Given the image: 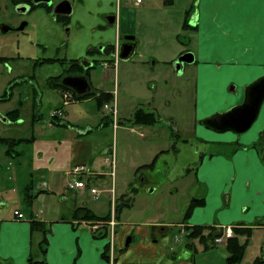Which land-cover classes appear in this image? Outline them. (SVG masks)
<instances>
[{"label":"crops","instance_id":"1","mask_svg":"<svg viewBox=\"0 0 264 264\" xmlns=\"http://www.w3.org/2000/svg\"><path fill=\"white\" fill-rule=\"evenodd\" d=\"M156 4L154 6L151 3L146 4L144 0L140 6L133 4L137 10H124L117 15L108 14V24L100 27L106 37L99 39L98 46L87 48L85 60L87 63L86 67L83 66L85 72L75 74L88 77L92 87L91 93L96 92V97L100 93L113 97L110 105L107 104L109 111L115 109L114 103L118 106L115 110L117 116L115 120L111 111L109 114H103L104 127L113 126L116 131L125 123L129 126H123V129L133 131L138 126L139 130L143 131L141 134L144 137L143 147L150 148L149 155L145 151H140L139 157L145 158L142 162H137L134 156L128 163L122 164V172L119 174L124 181V192L117 197L115 185L113 189L103 191V194H109L111 210L108 212L106 207H98L94 203L102 197L95 199L89 195V189L96 188L92 184L105 177L104 173L94 169L95 161L90 164L92 175L87 181L89 189L67 191V195L73 200L70 204L67 202V215L56 212L42 218V213L34 210L28 218L25 210L19 206H15L13 212L8 214L0 211V264H28L32 246L41 238L39 233L33 234L32 221L50 225L46 254V261L49 264H227V245H216L212 241H191L186 238V233H181L182 229L186 232L195 227H215L219 231L229 227L250 229L252 237L241 264H253L262 256L264 103L259 113L257 128L240 142L231 140L232 138H228V141L207 142L217 144L218 147L214 149L209 147V150L196 160L197 162H191L184 167L167 165L166 184L170 188L164 192L159 191L164 188V182L154 177V172L162 168L159 165L162 157L177 152V147L175 145L172 148L161 147L163 141L165 144L168 143L169 135L158 105L154 103L156 97L153 99L148 96L144 99L149 109L140 104L136 110L123 109L121 112L119 92L105 86L112 78L117 79L118 65L119 68L121 65L112 58L113 53L120 48L126 37L134 36L133 57L138 55L144 66L150 58L155 59L156 67L161 61L162 65L168 68L170 78L174 72L170 66H174V62L182 55L189 52L194 54L195 62L191 66L196 77L190 85L194 86L193 107L196 118L199 113L221 114L220 112H227L240 105L245 99L246 88L264 77V0H161L158 6ZM159 11L164 16L171 15L173 24H166L168 17L157 18L156 26L162 30L156 34L157 36H153L156 26L152 25L151 17L153 13ZM109 19L113 21L110 22ZM108 46L115 47L109 56L104 54ZM89 49H99L101 53L89 56ZM132 58L129 63L133 62ZM96 59H99L100 68H103L104 62L111 64L108 68L110 71L103 74V81L92 76L95 68L92 62ZM143 72L141 76L145 77L147 72L146 70ZM124 73L128 74L126 68ZM125 99L134 102L135 97L128 95ZM89 100L96 98L75 99L73 103ZM21 104H24L22 100L19 101V106ZM139 110L154 114L157 122L151 126L135 123L134 115ZM17 121H22L20 116ZM67 125L72 127L69 122ZM184 134L181 131L177 132L174 138L178 140ZM32 140L35 141V138ZM80 155L79 151L78 153L74 151L70 160ZM112 155L114 159L111 177L117 181L115 150ZM155 159L157 161L154 169L141 170V167L150 165ZM77 165L87 164L69 165L70 171ZM69 172L66 173L67 176ZM29 181L24 187L30 188L28 192L34 199L38 201L40 198H46L44 193L47 192V184L40 183L39 191L35 193V182L33 179ZM157 192H161L162 195L165 193L166 196L159 203L152 199L148 202L143 199L146 198L143 193ZM123 197L131 206L120 211L117 216L116 204L124 202ZM194 199L204 200V205L195 208L186 218V210ZM139 200H143L144 203L137 210ZM77 208H88L100 217L110 213L111 218L114 216L117 226L113 247L109 230L108 237H98L103 230L95 233L91 228L93 222L74 219ZM15 211L22 212L26 219L18 221L14 215ZM258 233L262 239L260 250L249 257V249L252 248ZM245 240V237L241 238L242 242ZM188 244H192L191 248L187 247ZM107 248L109 259L104 257Z\"/></svg>","mask_w":264,"mask_h":264},{"label":"rangeland","instance_id":"2","mask_svg":"<svg viewBox=\"0 0 264 264\" xmlns=\"http://www.w3.org/2000/svg\"><path fill=\"white\" fill-rule=\"evenodd\" d=\"M63 1L66 0H52L53 4ZM67 1L71 3L73 11L68 16L67 23H64L57 22L54 14L49 15L43 9L20 13L12 0H0V56L19 57L7 64H0V137L9 139V142H0V211L7 214L13 212L15 206H19L25 210L28 218L34 210L42 213V218L56 212L67 215V202L70 204L73 201L67 195V183L74 177H69L66 173L70 171L69 165L77 163L87 164L90 169L91 162L95 161L94 169L104 173L105 177L92 185L101 191L113 189L115 185L114 189L119 197L125 190L124 181L119 174L122 172V164L128 163L134 156L137 162H142L145 158L139 157L138 152L145 151L147 155L150 152V148L142 145L143 131H140L138 126L133 131L124 130L123 126H129L125 123L116 131L113 126L104 127L103 114L110 113L106 107L100 109L96 100L71 102L64 106L62 90L48 86V80L71 73L67 70V64L74 60L85 61L87 48L98 46L99 39L106 37L100 27L108 24V14L117 15L120 11H133L137 8L130 0ZM160 1L145 0V3H151L153 6L157 3L158 6ZM163 16L160 11L153 13L152 25L156 26L157 18ZM164 17H168L166 24H173L171 15ZM3 25L9 28V32L1 31ZM22 26L24 29H21ZM154 29L153 36L162 30L158 25ZM133 58L130 63L129 60H118L121 65L120 68L118 65L117 79L112 78L105 87L119 92L121 112L123 109L136 110L140 104L149 109L144 99L148 96L153 99L156 97L154 103L158 105L169 135L168 143L163 141L161 147H177V152L162 157L159 162L162 168L154 172V177L164 182V188L159 191L166 192L170 188L166 184L167 165L184 167L191 162H197L209 147H218L217 144L207 142L228 141V138L240 142L257 128L259 119L244 134L232 131L218 132L207 127L204 121L219 113H199L196 118L193 107L194 86L190 85L196 77L192 64L185 65V70L180 74H176L174 66H170L174 71L170 78L168 68L163 66L161 61L156 67L155 59H145L147 64L144 66L138 55ZM44 59H60L65 63L42 66L34 64V61ZM98 60L92 62L95 66L92 76L103 81V74L110 70L100 68ZM124 68L128 70L127 75ZM145 70L146 76H141ZM128 95L135 97L134 102L125 99ZM20 100L24 102L20 115L22 121H10L6 115L19 108ZM113 106L115 110L118 109L116 103ZM60 109L63 110L64 116L54 119L52 115ZM116 118V115L113 116L114 120ZM54 121L62 125H57ZM68 122L72 127L67 125ZM180 131L185 134L176 140L174 135ZM32 138H35V141ZM155 148L157 146L154 150ZM114 150L118 167L117 181L111 177ZM74 151H79L81 155L70 160ZM32 179L35 182V193L39 191L40 183H46L48 188L44 193L46 198H40L38 201L34 199L33 203L28 205L25 203L27 192L24 184ZM143 195H146V198H143L146 202L152 199L156 203L166 197L165 193L162 195L161 192ZM94 203L98 207H106L107 212L111 210L109 194H103L102 198ZM143 203V200H139L136 209L139 210ZM261 244L262 239L258 233L252 248L249 249V257L260 250Z\"/></svg>","mask_w":264,"mask_h":264},{"label":"trees","instance_id":"3","mask_svg":"<svg viewBox=\"0 0 264 264\" xmlns=\"http://www.w3.org/2000/svg\"><path fill=\"white\" fill-rule=\"evenodd\" d=\"M17 1H21V0H16V2ZM114 50H115L114 46H108L105 48L104 54L109 56L111 53H113ZM98 53L99 54L101 53L99 49H89L88 51L89 56H94L95 54H98ZM15 59H19V57L18 58H8V57L0 56V64H7L10 61L15 60ZM57 63L64 64L65 62L60 59H45V60L34 61L35 65H41V66L48 65V64L49 65L57 64ZM67 65H68L67 70L71 73L77 74V73L85 72V69L81 65L80 60L71 61ZM59 78L60 77H55L53 79H50L49 87L55 88V89H61L62 91L69 90L58 81ZM51 81L56 82V83H52ZM73 94H74V100L75 99L81 100L85 97H95L100 109H102V107L110 103L113 98L110 94H106V93H100V95L97 97H96L97 95L96 92H93L87 96H79L75 92H73ZM23 106L24 104H21L18 109L8 113L7 115L8 119L10 121L17 122L19 116L21 115V108ZM134 122L137 124L151 126L157 122V118L154 116V114L145 113L144 111L139 110L134 115ZM54 123H56L57 125H62L59 122L57 123L54 121ZM0 142L2 143L9 142V139L0 137ZM157 159H155L150 165L141 167V170L142 169H154ZM29 190L30 188L26 187L27 200L25 201V203L28 205L32 204L33 203L32 200H34V196H32V194L28 192ZM123 201H124V197H123ZM203 205H204V200L202 199L192 200L186 210V213H185L186 218H188L192 214L195 208L202 207ZM130 206H131V203H129V201H124L121 204L119 203L116 204L115 212L117 216H119L120 211ZM74 219L79 220V221H86V222H100V221L108 222L111 219V213L109 215L100 217V216L95 215L88 208H77L74 213ZM102 230L103 232L98 237H102V238L108 237L109 236L108 227L105 226L103 227ZM233 230H234V236L232 238H229L227 241V264H241L244 260L248 243L250 242V239L252 237V230L241 228V227H235ZM32 232L33 234L39 233L41 238L37 244L32 246L31 254L28 259V264H49L46 261V254H47L48 245H49L48 235L51 232L50 225H47L45 223L38 222V221H32ZM222 234L223 232L219 231L215 227H206V228L195 227V228L186 230L187 239L191 241L199 240L200 242L201 241H204V242L212 241L213 244L215 243V240L217 238L222 236ZM243 237L246 238L244 242L241 241V238ZM190 245L192 244H188L187 247L191 248ZM107 252H108V248L106 249L104 257L106 259H109L107 257ZM253 264H264V254L258 257L253 262Z\"/></svg>","mask_w":264,"mask_h":264},{"label":"water","instance_id":"4","mask_svg":"<svg viewBox=\"0 0 264 264\" xmlns=\"http://www.w3.org/2000/svg\"><path fill=\"white\" fill-rule=\"evenodd\" d=\"M42 0H35V3H39ZM49 1V0H47ZM25 10V9H24ZM73 7L69 1L57 6L54 10L56 14H65L70 16L72 14ZM109 21H113L109 19ZM3 32L9 31V28L2 27ZM135 52V37H126L124 42L119 48V59L123 61L130 60ZM195 62V56L189 52L181 57L174 63L177 74L183 71V67ZM85 61L81 63L86 67ZM91 66V63H89ZM62 85L67 89L75 92L79 96H85L92 92L89 79L85 75H72L66 76L62 79ZM264 103V77L246 88L245 99L242 104L235 106L227 112L216 114L204 121V124L218 132H235L237 134L247 133L253 125L256 123L262 105ZM7 122V119L4 120ZM130 241L127 243L129 244Z\"/></svg>","mask_w":264,"mask_h":264},{"label":"built area","instance_id":"5","mask_svg":"<svg viewBox=\"0 0 264 264\" xmlns=\"http://www.w3.org/2000/svg\"><path fill=\"white\" fill-rule=\"evenodd\" d=\"M134 5L136 6H140L143 4L144 0H130ZM114 55L112 56V58L116 61L119 60V49L116 50L115 53H113ZM117 63V62H116ZM102 66L104 69H108L110 68L111 64L108 63V62H104L102 63ZM62 100H63V103H64V106H67L69 105L71 102L74 101V94L72 91L70 90H67V91H63L62 92ZM106 108H109L108 106H105ZM110 111H112V116H115L116 115V111L115 109H110ZM64 116V112L63 110H57L53 115L52 117L54 119H60ZM92 175V173L90 172V170L88 169V167L86 165H77L75 166L69 173H68V176L69 177H74V179L72 180H69L68 183H67V189L69 191H83V190H88V185H87V181L89 179V177ZM90 193L91 195L95 198V199H99L102 197L103 195V191L97 189V188H90ZM14 215L16 217V219L18 221H24L26 218H25V215L20 212V211H15L14 212ZM108 227V230L110 231V236H111V244H112V247L114 246V240H113V237H114V234H115V231H116V226H117V223L115 221V218L114 216L110 219V221L108 222H103V221H100V222H93L92 224V230L96 233L98 232L99 230L103 229V227ZM181 233L182 234H185L186 232L182 229L181 230ZM233 231L231 228H228L226 229L222 236L217 238L215 240V243L218 244V245H224L227 243V240L229 238H232L233 237ZM262 253L264 254V246H263V249H262Z\"/></svg>","mask_w":264,"mask_h":264},{"label":"flooded vegetation","instance_id":"6","mask_svg":"<svg viewBox=\"0 0 264 264\" xmlns=\"http://www.w3.org/2000/svg\"><path fill=\"white\" fill-rule=\"evenodd\" d=\"M15 8L18 10V12L20 13H27V12H34L35 10L37 9H43L47 14H54V17L56 18L57 22H64V23H67V15L65 14H56L54 12L55 8L57 6H59L60 4L64 3L65 1L59 3V4H53L52 0H42V1H39V3H35V0H21V1H17L16 0H12ZM67 2V0H66ZM25 9V10H24ZM69 18V17H68ZM2 27H6L5 25H3ZM8 28V27H7ZM2 29V28H1ZM21 29H24V26L21 27ZM2 31V30H1ZM3 32V31H2ZM9 32V31H7ZM7 32H3V33H7ZM45 60V59H44ZM72 75H75V73H68L67 75H61V76H58L60 77L59 78V82L61 83L62 82V79L66 76H72ZM49 81L48 80V86H49ZM52 83H56V82H53L51 81ZM62 84V83H61ZM231 228V227H229ZM235 227L231 228L232 231H233V234H234V229ZM228 229V228H226ZM226 229H222L224 232ZM234 236V235H233ZM221 237V236H220ZM228 241V240H227ZM216 244V243H215ZM217 245V244H216ZM224 245H227L224 244Z\"/></svg>","mask_w":264,"mask_h":264}]
</instances>
